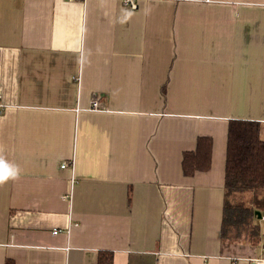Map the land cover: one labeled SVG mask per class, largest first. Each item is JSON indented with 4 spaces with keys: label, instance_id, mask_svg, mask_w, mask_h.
Listing matches in <instances>:
<instances>
[{
    "label": "crops",
    "instance_id": "0c3cea01",
    "mask_svg": "<svg viewBox=\"0 0 264 264\" xmlns=\"http://www.w3.org/2000/svg\"><path fill=\"white\" fill-rule=\"evenodd\" d=\"M135 1L0 0V149L22 168L0 264L264 261L263 218L258 243L222 239L229 120L264 138V0ZM199 136L211 166L186 175Z\"/></svg>",
    "mask_w": 264,
    "mask_h": 264
},
{
    "label": "trees",
    "instance_id": "16d2710c",
    "mask_svg": "<svg viewBox=\"0 0 264 264\" xmlns=\"http://www.w3.org/2000/svg\"><path fill=\"white\" fill-rule=\"evenodd\" d=\"M212 138L199 136L194 150L183 153L186 175L211 166ZM222 239L256 244L260 239V219L264 216V138L261 123L250 119H230L225 163V198ZM98 264H113V253L100 251ZM7 264H14L8 260Z\"/></svg>",
    "mask_w": 264,
    "mask_h": 264
},
{
    "label": "clouds",
    "instance_id": "9594fccd",
    "mask_svg": "<svg viewBox=\"0 0 264 264\" xmlns=\"http://www.w3.org/2000/svg\"><path fill=\"white\" fill-rule=\"evenodd\" d=\"M0 149V186L7 184L10 181L19 180L22 175V168L9 161Z\"/></svg>",
    "mask_w": 264,
    "mask_h": 264
},
{
    "label": "built area",
    "instance_id": "2783aa9c",
    "mask_svg": "<svg viewBox=\"0 0 264 264\" xmlns=\"http://www.w3.org/2000/svg\"><path fill=\"white\" fill-rule=\"evenodd\" d=\"M125 3L131 7L132 9H136L138 7V4L135 0H125ZM99 106V101H97L96 99L92 102V109H97ZM68 164V162H62L61 166L62 167H66ZM262 218L264 219V216H262ZM55 233L58 232V230L54 231ZM235 264V263H233ZM256 264H264V261H256Z\"/></svg>",
    "mask_w": 264,
    "mask_h": 264
},
{
    "label": "water",
    "instance_id": "95a60500",
    "mask_svg": "<svg viewBox=\"0 0 264 264\" xmlns=\"http://www.w3.org/2000/svg\"><path fill=\"white\" fill-rule=\"evenodd\" d=\"M256 212H257V214H258L257 217H258L259 219H261V218H262V214H261V212H260V211H256ZM252 264H255V263H252Z\"/></svg>",
    "mask_w": 264,
    "mask_h": 264
}]
</instances>
